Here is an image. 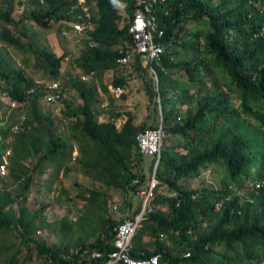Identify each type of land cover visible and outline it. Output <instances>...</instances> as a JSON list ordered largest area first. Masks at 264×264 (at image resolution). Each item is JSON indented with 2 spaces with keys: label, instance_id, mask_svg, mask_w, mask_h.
<instances>
[{
  "label": "trees",
  "instance_id": "16d2710c",
  "mask_svg": "<svg viewBox=\"0 0 264 264\" xmlns=\"http://www.w3.org/2000/svg\"><path fill=\"white\" fill-rule=\"evenodd\" d=\"M16 1L0 0L1 42L29 52L34 69L47 76L45 82L60 80L66 54L39 47L25 27L42 21L66 23L71 29L80 7L75 1L34 0L40 8L15 19ZM117 1L129 15L123 25ZM87 3L92 27L83 32L85 45L74 62L82 73L92 71L99 78L123 65L118 59L131 50L129 24L136 2ZM153 8L163 31L158 41L164 46L157 80L138 54L130 63L139 75L151 74L144 82L145 93L150 103L160 106L166 133L155 177L174 196L158 192L152 198L153 206L165 205L166 210H153L141 223L130 254L143 258L159 253V264H264V0H156ZM35 80L0 53V164L5 155L7 160L6 176H0V264L105 261L113 250L114 227L123 218L104 215L103 190L85 187L76 194L87 205H82L86 213L74 220L64 215L50 221L44 205L32 206L27 199L48 167L55 174L77 152L73 158L81 172L106 189L124 192V203L131 207L127 196L136 195L150 180L141 186L144 155L135 135L155 125H136L129 116L118 129L115 118L120 114L98 121L92 109L96 85L71 80L82 102L74 108L67 105L68 133L62 135L40 108L45 90ZM125 83L122 76L113 78L115 86ZM3 99L16 102L12 110L23 114L20 120L7 121L2 109L11 108ZM167 137L173 142L165 144ZM155 161L153 156L151 168ZM205 169L219 178V187L203 177L201 186L191 185ZM251 186L261 196L255 203L240 194ZM138 210L136 206L133 212ZM41 228L71 241L46 244L36 235ZM83 249L103 255L83 260L76 252Z\"/></svg>",
  "mask_w": 264,
  "mask_h": 264
},
{
  "label": "rangeland",
  "instance_id": "374dc122",
  "mask_svg": "<svg viewBox=\"0 0 264 264\" xmlns=\"http://www.w3.org/2000/svg\"><path fill=\"white\" fill-rule=\"evenodd\" d=\"M115 6L118 8L123 19L120 21V25L125 24L128 21V13L125 10V4L117 1ZM40 6L34 0H20L15 3V10L13 17L19 18L25 11L31 9H38ZM26 31L29 35H32L34 42L39 47L48 48L55 54H66V57L62 61L61 81L64 88L63 99L57 103L48 104L44 100L39 102L40 108L43 112L49 113L56 125V131L62 135L68 133V118L64 116L67 105L71 108L76 107L82 102L77 91L71 86L70 81L81 80V69L75 64L74 59L78 56L79 51L84 48V34L75 35L70 27H67L66 23H54V22H42L34 21L26 25ZM66 29L67 33L62 32ZM0 53L8 60L9 64L13 68H21L24 70L27 76L34 79H47V76L41 72L36 71L33 66V57L29 52H24L13 47L5 45L0 40ZM115 76H122L126 79L125 85H122L123 92L117 94L114 92L115 85L113 84V78ZM151 74L146 72L143 75L135 70L132 64L121 65L115 70L105 71L101 77L94 76L84 81L88 84L94 83L96 85V91L93 97L92 109L94 115L98 121H106L114 114H120L115 118V124L118 129L121 128L124 119L131 117L136 125L146 124L147 126H154L162 122L161 109L148 101L147 95L144 89L145 80H149ZM105 86V88H103ZM7 103L6 99H3ZM4 110V111H3ZM2 111L5 113L8 122L20 120L22 113L17 110H12L3 107ZM18 112V113H16ZM2 135L0 134V139ZM10 137L6 139L8 142ZM176 140V139H175ZM165 144L173 142V139H165ZM77 147V145H75ZM77 153V152H76ZM7 154V153H5ZM74 152L72 157H68L65 162L57 168L55 174L52 171V167H48L38 178V181L32 186L31 193L27 199V204L30 205H44L43 213L50 221H54L67 215L70 219L74 220L78 215L86 213V209L82 207L84 202L76 197V194L87 188H95L103 190L107 194V201L105 205L104 215L110 216L116 220L125 216L127 208L133 210L138 204L137 194L130 198L127 196V200H131V207L124 203L125 193L119 189H106L96 180H92L90 177L84 175L79 167V164L75 161ZM153 156L144 155L142 160V172L145 175V182L141 186H145L148 179L155 174L154 166L151 168V161ZM56 170V169H55ZM6 176V174L4 175ZM201 177L205 179L208 184L215 187L220 186V181L213 172L208 170H202L201 176H196L191 179V185L194 187L201 186L204 182ZM258 175H256V178ZM7 185H10V181H7ZM13 187V186H12ZM167 193L168 188L166 185H161L157 188V193ZM241 197L247 199L250 202H257L261 196L255 189L249 187L248 189L240 192ZM117 207L114 208V205ZM87 205V204H86ZM84 205V206H86ZM16 206V205H15ZM154 210L165 211L166 206L157 204L153 206ZM130 210V211H131ZM41 233L36 235L39 239H42L46 244H59L63 241L64 244L71 241L70 237L60 240L48 229H40ZM97 234V233H96ZM79 234L76 232L73 237H77ZM95 238L94 235H89L87 241H92Z\"/></svg>",
  "mask_w": 264,
  "mask_h": 264
},
{
  "label": "built area",
  "instance_id": "2783aa9c",
  "mask_svg": "<svg viewBox=\"0 0 264 264\" xmlns=\"http://www.w3.org/2000/svg\"><path fill=\"white\" fill-rule=\"evenodd\" d=\"M39 3H43L44 0H35ZM75 1L76 5L80 7L79 13H74L72 19L71 30L74 34H81L85 30L92 27L91 15L88 10L87 0H67ZM156 0H135L136 7L133 11V17L129 24V33L133 39V45L131 50L122 55L118 62L123 65L129 64L132 57L138 54L141 57L142 66L146 67L154 78L157 80V67L160 66V57L164 52V46L158 41V38L162 36L163 31L158 27L156 15L153 8V2ZM66 34L67 31H63ZM94 72L89 74L81 73L80 78L83 81H87L93 77ZM37 86L43 87L45 95L43 100L48 103H57L63 99L64 88L60 80L45 82L42 79L35 80ZM114 92L120 94L123 92V88L119 85L115 86ZM10 108H16L17 104L13 101H7ZM16 129V126L13 128ZM165 129L163 123L160 122L154 127H146L144 130L138 131L135 135V141L138 151L143 155H151L156 158L154 166V172L158 163V159L161 153L163 140L165 138ZM8 153V151L6 152ZM76 152H74L75 156ZM6 155L3 157L0 164V176L3 177L6 174ZM260 183L256 182L255 187H260ZM161 186V185H160ZM159 187V181L155 177V174L149 180L148 186L141 189L138 193L139 210L133 212L131 208H127L125 216L114 227V235L112 240L113 250L107 255L105 261H100L96 264H159L160 254L155 253L147 257H132L130 251L133 247V238L136 230L146 217L154 210L151 202L152 198L157 193ZM169 196H174V193L167 192ZM117 204L114 205V208ZM131 210V211H130ZM37 234L41 231L37 230ZM79 256L84 259H98L102 257V252L97 250L83 249L77 251Z\"/></svg>",
  "mask_w": 264,
  "mask_h": 264
}]
</instances>
